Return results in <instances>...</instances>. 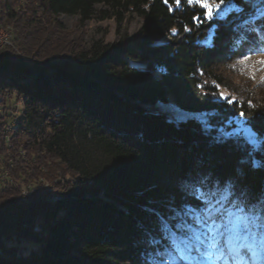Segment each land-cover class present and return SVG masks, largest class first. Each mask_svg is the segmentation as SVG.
<instances>
[{
    "label": "trees",
    "instance_id": "16d2710c",
    "mask_svg": "<svg viewBox=\"0 0 264 264\" xmlns=\"http://www.w3.org/2000/svg\"><path fill=\"white\" fill-rule=\"evenodd\" d=\"M215 4L232 7L198 24L188 0H0L13 34L0 51V264H146L161 217L199 206L185 183L264 199V93L227 73L264 54V0ZM87 21H113L118 39L86 42ZM221 88L243 97L218 102ZM169 99L210 116L177 123L158 108ZM237 119L256 144L225 136Z\"/></svg>",
    "mask_w": 264,
    "mask_h": 264
},
{
    "label": "snow or ice",
    "instance_id": "6c2138e0",
    "mask_svg": "<svg viewBox=\"0 0 264 264\" xmlns=\"http://www.w3.org/2000/svg\"><path fill=\"white\" fill-rule=\"evenodd\" d=\"M188 3L203 9V20L195 17L198 24L214 19L219 11L215 0H188ZM176 4L179 6L180 0ZM260 63L264 64V60ZM199 87L203 91L204 84ZM211 95L216 96L215 92ZM216 99L226 105L235 103L223 92ZM173 111L177 123L189 118V114L178 109ZM202 123L206 129L210 128L206 121ZM228 135L232 133L225 134ZM231 189V183L223 188L217 184L208 190L185 183L183 191L199 206L184 203L179 208H170L167 219L161 217L162 235L150 242L159 247L148 253L146 264H249L264 259V199L249 203Z\"/></svg>",
    "mask_w": 264,
    "mask_h": 264
},
{
    "label": "rangeland",
    "instance_id": "374dc122",
    "mask_svg": "<svg viewBox=\"0 0 264 264\" xmlns=\"http://www.w3.org/2000/svg\"><path fill=\"white\" fill-rule=\"evenodd\" d=\"M231 7L232 6L230 5H226V7L219 5V11L217 13L223 15L224 13L228 12ZM79 19L80 17L78 16L66 15H62L58 18V20L68 30L78 29L77 22ZM141 24L142 21L138 17H135L130 23L128 28V35L130 38H133L138 34ZM77 33H79V36L83 35L84 39L88 43H91L93 40H103L106 43H111L117 40L119 36L117 33V26L113 21H106L102 23H98L96 21H87L84 23V30H79ZM168 40L169 37L165 36L162 38L161 42H166ZM262 60H264V54L251 56L248 59H243L233 63L234 65L230 67L231 70L227 71V73L230 74L231 81L236 84V87L238 84L248 83L249 85L256 88L255 90L257 93H264V64L260 63ZM221 92H223L225 95H228L230 99H242L243 97L240 92L237 94L236 92L229 91L225 88H221L220 93ZM158 108L164 113L170 115L172 118H174L176 115L173 109H178L182 113L189 114L188 119L195 118L198 120H205L206 117L210 116L209 114L205 113L184 112L175 106L171 99H169L168 103L166 104H158ZM238 129H244V131H234ZM234 130L227 131V133H232V135L229 136L244 137L246 140H249L254 144L257 143L254 133L246 126L243 120H236V127ZM30 247H34V245L30 244Z\"/></svg>",
    "mask_w": 264,
    "mask_h": 264
},
{
    "label": "bare ground",
    "instance_id": "6f19581e",
    "mask_svg": "<svg viewBox=\"0 0 264 264\" xmlns=\"http://www.w3.org/2000/svg\"><path fill=\"white\" fill-rule=\"evenodd\" d=\"M0 29L2 31V35L4 36V39H5V41L0 42V51H1L7 47L12 46L13 34L11 33L10 30L3 28L1 26H0ZM20 115H21V112H17L15 114V121H14L13 125H15L17 123V120L20 117Z\"/></svg>",
    "mask_w": 264,
    "mask_h": 264
},
{
    "label": "built area",
    "instance_id": "2783aa9c",
    "mask_svg": "<svg viewBox=\"0 0 264 264\" xmlns=\"http://www.w3.org/2000/svg\"><path fill=\"white\" fill-rule=\"evenodd\" d=\"M1 41H5V39H4V36L2 35V31H1V29H0V42Z\"/></svg>",
    "mask_w": 264,
    "mask_h": 264
}]
</instances>
